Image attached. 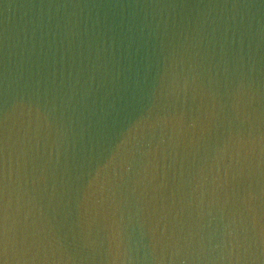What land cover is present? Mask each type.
Segmentation results:
<instances>
[{"label":"clouds","instance_id":"1","mask_svg":"<svg viewBox=\"0 0 264 264\" xmlns=\"http://www.w3.org/2000/svg\"><path fill=\"white\" fill-rule=\"evenodd\" d=\"M0 264H264V0H0Z\"/></svg>","mask_w":264,"mask_h":264}]
</instances>
